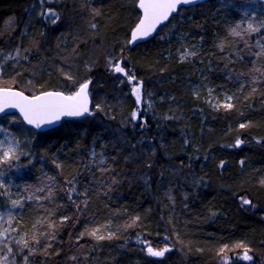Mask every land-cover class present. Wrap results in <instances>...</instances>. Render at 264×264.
Instances as JSON below:
<instances>
[{
    "label": "trees",
    "instance_id": "1",
    "mask_svg": "<svg viewBox=\"0 0 264 264\" xmlns=\"http://www.w3.org/2000/svg\"><path fill=\"white\" fill-rule=\"evenodd\" d=\"M229 1L181 6L152 36L128 43L137 0L42 4L58 13L56 24L39 16L37 0H0V49L22 53L4 63L0 86L71 93L89 80L91 100L87 115L43 131L16 113L0 116L27 153L17 160L20 214L5 223L14 229L2 245L13 249L9 262L25 264L27 256V264H225V258L264 264V58L255 55L264 28L243 39L229 31L260 25L264 3ZM229 9L234 13L225 15ZM181 44L196 55L181 61L175 53ZM119 58L142 81L138 121L130 119L137 105L127 76L110 66ZM209 85L228 90L233 107L207 103ZM74 175L77 191L88 194L70 201L62 189ZM48 186L55 195L37 199ZM243 198L251 203L243 205ZM5 199L0 210L8 207ZM92 229L112 238L97 241ZM21 237L31 253L16 243ZM147 245L169 251L152 257Z\"/></svg>",
    "mask_w": 264,
    "mask_h": 264
},
{
    "label": "snow or ice",
    "instance_id": "2",
    "mask_svg": "<svg viewBox=\"0 0 264 264\" xmlns=\"http://www.w3.org/2000/svg\"><path fill=\"white\" fill-rule=\"evenodd\" d=\"M44 0H41V3H43ZM198 2V0H139L138 7L142 10V15L139 17L138 23L135 25V27L132 29L131 32V40L128 41V43H133L134 41H137L139 39H143L146 37H149L158 26L162 25L164 22L169 21V18L172 16V14L177 13L181 6L184 5H194ZM97 14V10H93ZM46 18H52L55 17V19H51L52 24H56L57 21L60 19L58 13H56L53 9H46L41 13ZM95 27V25H93ZM261 28H264V23H261L258 26H254L253 23H248L247 27L243 29V32H241L240 25L237 24L235 27L230 28V33L233 36L241 37L243 39V34H252V33H258ZM257 46L259 47V51L255 53L257 57L264 58V43H261L259 40L257 41ZM221 48H223V44L220 45ZM245 47H248L247 42H245ZM238 54V53H237ZM195 52H189L185 50L180 55V60L183 61L189 56H195ZM22 56L21 51L19 48L15 50L13 53L4 54L3 50L0 49V74L3 72V65L6 61H10L13 59H16L17 57ZM24 59H27L25 56ZM112 70L116 73H125L127 76V80L129 83H132L135 80V77L132 75H128L125 72V69L121 67V64L119 62H116L114 65L111 64ZM254 71L259 72L260 69H254ZM264 75V74H262ZM71 79V77H69ZM256 77H253V80H255ZM88 86L89 82L86 81L84 83H81L79 85V88L72 92L71 94H65L61 91H49V92H41L37 95L32 96H26L22 91H15L11 88H0V112H4L5 109L8 108H15L18 109L20 114L22 115L24 121L27 122V124L32 125L36 129H40L43 125H50L53 124L55 121H58L62 116H82L85 113L89 112L88 107ZM132 94L135 97V103L137 105V108L134 109L131 112L130 119L132 121H138V117L140 116V105L142 104V89L141 85L139 83L133 84L132 86ZM255 91V90H253ZM232 97L227 96L225 103L221 104H215L214 107L219 108L223 107L225 109H230L233 107L231 103ZM100 106L97 105V108ZM149 107L151 105L149 104ZM168 118V117H166ZM140 127L143 129L145 127V124L142 123ZM241 128L245 127L244 124L240 125ZM0 133H3L5 138L0 139V165H10L12 161L18 160L21 155H27V153L23 152L20 148L21 142L16 139V137L11 136V133H9L7 128L0 127ZM9 137H11L9 139ZM242 141L237 140L236 145L238 146ZM93 157L97 155L95 151L91 153ZM105 161L103 158L100 159L99 164H104ZM224 162L221 161V164ZM57 168L62 167L60 164H56ZM106 170V169H105ZM5 176V173L0 172V189H3V192H0V196H9V185L5 183L3 177ZM48 180H54L53 177H47ZM264 183V181H262ZM77 177L74 175L72 179L65 181V186L62 189L66 192L68 199L72 201L73 195L76 196H85L87 197L88 189L85 188L83 192L77 191ZM39 192H44V188L37 189ZM53 195H55L53 187L48 186L47 187V196L46 197H37V199H50ZM32 196L27 197V199H32ZM24 199V197H21L20 199H12L11 200V206L13 208L17 206H22L21 201ZM85 203H87V200H85ZM251 202L243 198L242 204L243 205H249ZM12 217L8 219V223L10 224L12 222ZM63 219H68L67 217H64ZM49 227H53V225H49ZM9 231H14V229H3L0 230V236L6 235ZM89 235H91L94 239L97 241L104 240V239H111L112 234L110 233L108 236L100 234L99 229H92L90 232H88ZM83 235V233H82ZM54 235H50L49 239H54ZM33 241H36V236L33 235L32 237ZM0 243H3V241H0ZM17 244L22 245L23 248H29V243L27 240H25L23 237H21L19 240L16 241ZM147 244V242H144ZM228 246L225 245L223 248H221L219 251L223 253L225 249ZM237 248H244V254L243 259L244 260H251L252 257L248 255V249L246 245L243 243H237L235 245ZM13 249L8 244H4L3 248L0 249V264H15L14 258L11 262H9L8 254L12 253ZM30 253L33 251L31 248H29ZM147 254L152 257H163L166 252L169 251V248L167 246L162 248H153L151 245H147L146 247ZM25 264H27L28 257H24ZM225 264H227V258H225Z\"/></svg>",
    "mask_w": 264,
    "mask_h": 264
},
{
    "label": "rangeland",
    "instance_id": "3",
    "mask_svg": "<svg viewBox=\"0 0 264 264\" xmlns=\"http://www.w3.org/2000/svg\"><path fill=\"white\" fill-rule=\"evenodd\" d=\"M57 1L58 0H44V2L41 3V0H37V4L38 5H37L36 8H37V12H38L39 16L42 17V18H46L43 15H41V13L47 9L46 7L44 8L42 6V4L49 3L50 5H59L57 3ZM232 1H234V3L238 2V0H232ZM261 1H263V3H264V0H261ZM240 2H241V4H244L243 3L244 0H240ZM228 3L229 4H232L233 2L229 1ZM48 9H53L55 11L54 8H48ZM231 13H234V10H230L229 9L225 13V15H228V14L231 15ZM262 23H264V20L263 19H262ZM189 47H187V45H184V44H181V45L177 46L176 49H175L176 57H178L180 59V55L185 50H187L189 52L194 51V49H190ZM114 64L115 63H112V65H114ZM201 68L203 69V67H199L198 75H201V70H202ZM6 72H7V67L3 65V72H2V74H5ZM133 84H135V81H133L132 83H130V85H129L130 91L132 89V85ZM200 84H202V82H200L199 85ZM5 87H10V86H5ZM131 93H132V91H131ZM204 96H205L206 102L209 103L211 106L214 107L215 104H223V103L227 102L226 101V97L227 96H231V93L228 92V90H226L222 86L214 87V86L209 85V86H207L205 88V95ZM89 98H90V95H89ZM90 104H91V100H90ZM0 127L7 128L1 122H0ZM7 129L9 131V133H11L10 129L9 128H7ZM11 136H13L12 133H11ZM4 138H5L4 134L3 133H0V139H4ZM10 138L11 137H9V139ZM92 152H93V150H91V153ZM101 158H103V155L102 154H100V157L98 159L100 160ZM15 161H13V162H15V164L14 163H11L10 165H0V172L5 173V176L3 177V179H4L5 183L9 185V192H10V195L9 196H6V199H5V201H7L6 203H8V207L5 208V210H4V208H3V210H0V230L6 229L5 223H6V221H8V219L10 217L18 216L20 214L21 206H17L15 208H13L11 206V200L12 199H20L21 198L19 196V191L16 188V185L19 183V181H20V179H21V177L23 175V166H22L21 162H19L17 160H15ZM1 197L3 198L4 196H1ZM22 201H21V203H22ZM3 240H4V236H0V241H3ZM2 245H3V243H0V249H2Z\"/></svg>",
    "mask_w": 264,
    "mask_h": 264
},
{
    "label": "water",
    "instance_id": "4",
    "mask_svg": "<svg viewBox=\"0 0 264 264\" xmlns=\"http://www.w3.org/2000/svg\"><path fill=\"white\" fill-rule=\"evenodd\" d=\"M203 1H205V0H198V2L197 3H200V2H203ZM138 2H139V0H138ZM138 2H137V8H138V11H139V17L142 15V10L141 9H139V7H138ZM184 6H190V5H184ZM175 14V13H174ZM173 15V14H172ZM139 17H138V20H139ZM167 22V21H166ZM166 22H164V23H166ZM163 23V24H164ZM159 27V26H158ZM157 27V28H158ZM157 30V29H156ZM156 30L150 35V36H152L155 32H156ZM130 39H131V35H130ZM116 62H119L120 64H121V60L120 59H118V60H116ZM115 62V63H116ZM122 67V66H121ZM114 72V71H113ZM114 73H116V72H114ZM118 74H121V75H125V73H118ZM86 81H88V80H86ZM86 81H84V82H86ZM84 82H82V83H84ZM89 82V81H88ZM137 83H139L140 85H141V82H140V80H137ZM0 88H11V89H13V90H15V91H22V90H20V89H18V88H15V87H0ZM79 88V86L76 88V90ZM88 88H89V86H88ZM75 90V91H76ZM49 91H59V90H55V89H48V90H44V91H40V92H38V93H35V94H28V93H26V92H24V91H22L26 96H32V95H37V94H39V93H41V92H49ZM74 91V92H75ZM88 91V90H87ZM62 92V91H61ZM66 95L67 94H70V93H66V92H64ZM88 101H89V103H88V107L90 108V98H89V93H88ZM6 113H16L19 117H20V119H21V121L26 125V126H28V127H30V128H33V129H35V130H41V131H43V130H47V129H49V128H53V127H55V126H57L60 122H61V120H63V119H66V118H73V117H76V116H62L58 121H55L53 124H50V125H43L40 129H36V128H34L32 125H29V124H27V122L26 121H24V119H23V117H22V115L20 114V112H19V110L18 109H15V108H8V109H5V111L4 112H0V116L1 115H3V114H6ZM89 113V112H88ZM88 113H85V114H83L82 116H85V115H87ZM78 117H80V116H78Z\"/></svg>",
    "mask_w": 264,
    "mask_h": 264
},
{
    "label": "bare ground",
    "instance_id": "5",
    "mask_svg": "<svg viewBox=\"0 0 264 264\" xmlns=\"http://www.w3.org/2000/svg\"><path fill=\"white\" fill-rule=\"evenodd\" d=\"M120 59V58H119ZM121 60V59H120ZM139 80V79H138ZM89 81V80H88ZM140 82H141V85H142V81L140 80ZM89 83H90V81H89ZM133 86V85H132Z\"/></svg>",
    "mask_w": 264,
    "mask_h": 264
}]
</instances>
